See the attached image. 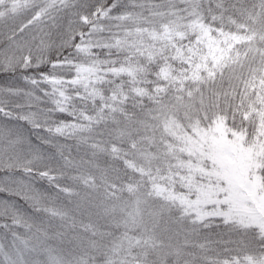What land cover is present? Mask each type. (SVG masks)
<instances>
[{"label": "snow or ice", "instance_id": "6c2138e0", "mask_svg": "<svg viewBox=\"0 0 264 264\" xmlns=\"http://www.w3.org/2000/svg\"><path fill=\"white\" fill-rule=\"evenodd\" d=\"M0 264H264V0H0Z\"/></svg>", "mask_w": 264, "mask_h": 264}]
</instances>
